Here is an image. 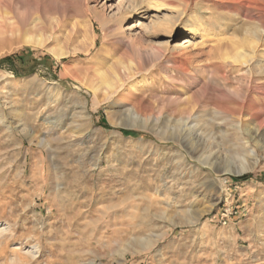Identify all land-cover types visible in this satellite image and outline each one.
Instances as JSON below:
<instances>
[{
	"label": "rangeland",
	"instance_id": "374dc122",
	"mask_svg": "<svg viewBox=\"0 0 264 264\" xmlns=\"http://www.w3.org/2000/svg\"><path fill=\"white\" fill-rule=\"evenodd\" d=\"M84 1L20 0L18 16L44 8L59 18L60 38L0 40V264H264V124L243 116L232 127L241 101L264 113V33L254 27L264 5L164 0L173 10L126 17V33L139 18L131 33L147 28L156 46L199 25L192 61L183 73L165 58L141 71L133 95L96 90L95 105L84 73L73 80L68 68L122 52L117 28L84 13L87 4L110 21L118 0ZM165 13L173 26L153 28ZM188 114L206 165L174 138Z\"/></svg>",
	"mask_w": 264,
	"mask_h": 264
},
{
	"label": "bare ground",
	"instance_id": "6f19581e",
	"mask_svg": "<svg viewBox=\"0 0 264 264\" xmlns=\"http://www.w3.org/2000/svg\"><path fill=\"white\" fill-rule=\"evenodd\" d=\"M241 1L242 2L240 3V7L242 9L247 8L250 3L251 4L256 3V6L257 4H259V6L264 5V0H241ZM84 2L87 3V0H85ZM20 4H21L20 0L16 1L15 4L8 0H0V40H4V41L10 40L9 38H6V37L19 36V34L21 33H24V35L25 33H28V34H34L37 36H44L46 40L60 38L59 31H57L56 29L57 28L56 25L61 24L59 23L60 22L59 18H56L57 24L53 25V23L49 22L50 21L49 18H51L50 14L46 12L44 8H39L37 11H35L34 15L27 12L23 15L20 14L22 16H18L17 10L19 9V7L22 6ZM171 7H173V5L170 6L164 0H128L127 6L124 4V0H118L117 13L114 14L113 18L110 21H105L103 18L104 16L101 12H98L95 8L88 6L87 4L85 5L84 7L85 15H88L90 18L94 17L95 19L101 22V25L103 27L108 26L110 29L117 28V31H115L113 35H114L115 41L120 43L123 48L122 52L118 53L117 55L113 54L112 58L109 61H107V63L105 64H98V62H91V64H89L88 66L84 65V66H79L77 68H71V69L68 68V75L73 80L80 79L79 78L81 76L80 72L84 73L83 80L89 86L88 89L91 92L93 104L95 105L98 104L97 95L95 94L96 90H103V92L106 93V98H111V99L115 95H120V93H124L125 91H127V94H125L127 98L133 95L138 89L136 87L138 83L137 77H139V75L141 74V71L142 70L148 71L150 68L155 67L159 63L161 64V61L165 58H170V60L176 64L175 67L179 71H182L183 73L187 72L185 64L190 63L192 61V52L189 51V47L191 45L194 46L193 43L195 42H193L192 39H194V37L198 34L199 28H200V27L198 28L199 25L196 26L194 24H189L187 28L189 35L180 37V39L174 46H169L167 44L156 46V45L145 42L143 40V35L150 34V30H147V28L145 32L141 33L140 31H135V33L132 34L133 33L132 31L144 25V23H142L139 20V18L134 19L131 22V24H129L127 28L128 33H126L124 31V28H122L123 20L128 16L135 15V14L143 16V14H147L148 11H150L152 8H155L157 11H161L163 9L171 10L172 9ZM170 12H174V11H170ZM8 14L11 15V17H13V20L9 16H7ZM173 18H174V14L165 13L162 16V18H160L161 19L160 21L155 22L154 20L156 19L153 20L154 23L152 27L155 29L162 28L165 25L168 27H171L173 26V23H172ZM254 27L255 28L259 27L260 32L264 33V20L258 17L256 19V23ZM167 32L170 33L171 31H167ZM28 39L33 44H36V43L43 44L44 43L42 40L31 41L30 38ZM94 46H95V40H92V42L87 44L84 48H81V50L83 53H87ZM199 47H202V46H199ZM50 51L56 58H61L68 54V52H58V51H55L54 49H51ZM262 62H264V60H262ZM261 66H262L261 64H258L259 68H261ZM78 73H80V76H78ZM241 103H244L245 105L242 107L241 111L237 113L238 118L234 120V123L232 124L233 128L239 127V123L243 116H246L257 127H260L261 125L264 124V113L263 112H258L256 110H253L254 106L252 104H249L247 108L248 104L246 103H252V102H249L248 100H244L243 102L241 101ZM225 104L224 103H214L216 111L228 112V109ZM191 118H192V115L188 114L178 119L183 122V127L178 129V132L175 134L174 138L179 142V145L185 148L187 154H189L192 158L199 161L200 165L202 164L206 165L205 163H206L207 156L205 157L203 155V149L201 148L202 147V144H201L202 139L200 137L201 135L193 133V136L189 137V135H191V133L189 132V129L191 128V126H189L188 124L191 121ZM218 125L219 123H216L217 127ZM211 133L212 132L210 131L209 135ZM4 231H5L4 226L0 227V235L3 234Z\"/></svg>",
	"mask_w": 264,
	"mask_h": 264
},
{
	"label": "trees",
	"instance_id": "16d2710c",
	"mask_svg": "<svg viewBox=\"0 0 264 264\" xmlns=\"http://www.w3.org/2000/svg\"><path fill=\"white\" fill-rule=\"evenodd\" d=\"M122 132L126 135H141L140 133H136V132H133V131H126V130H122ZM248 176L247 175H243V176H240V177H235V178H232L234 180H237V181H242V180H245L247 179Z\"/></svg>",
	"mask_w": 264,
	"mask_h": 264
}]
</instances>
